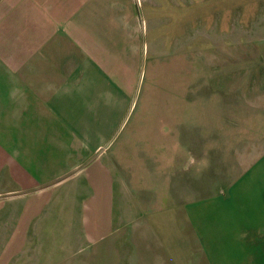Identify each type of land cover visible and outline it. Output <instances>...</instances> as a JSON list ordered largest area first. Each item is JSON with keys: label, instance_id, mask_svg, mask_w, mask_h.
Instances as JSON below:
<instances>
[{"label": "rangeland", "instance_id": "374dc122", "mask_svg": "<svg viewBox=\"0 0 264 264\" xmlns=\"http://www.w3.org/2000/svg\"><path fill=\"white\" fill-rule=\"evenodd\" d=\"M115 1L136 100L110 264H264V0ZM88 252L55 260L95 264Z\"/></svg>", "mask_w": 264, "mask_h": 264}, {"label": "crops", "instance_id": "0c3cea01", "mask_svg": "<svg viewBox=\"0 0 264 264\" xmlns=\"http://www.w3.org/2000/svg\"><path fill=\"white\" fill-rule=\"evenodd\" d=\"M116 3L0 0V264H58L62 250L121 262L119 141L136 99ZM153 152L140 155L172 166Z\"/></svg>", "mask_w": 264, "mask_h": 264}]
</instances>
